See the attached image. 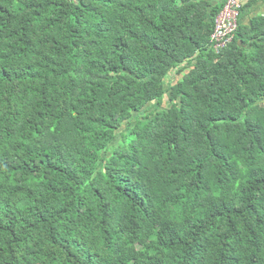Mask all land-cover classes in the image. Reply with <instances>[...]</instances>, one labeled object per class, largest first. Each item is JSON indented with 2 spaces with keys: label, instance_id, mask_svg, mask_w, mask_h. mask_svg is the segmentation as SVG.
I'll return each instance as SVG.
<instances>
[{
  "label": "trees",
  "instance_id": "trees-1",
  "mask_svg": "<svg viewBox=\"0 0 264 264\" xmlns=\"http://www.w3.org/2000/svg\"><path fill=\"white\" fill-rule=\"evenodd\" d=\"M259 2L0 0V264H264Z\"/></svg>",
  "mask_w": 264,
  "mask_h": 264
},
{
  "label": "built area",
  "instance_id": "built-area-1",
  "mask_svg": "<svg viewBox=\"0 0 264 264\" xmlns=\"http://www.w3.org/2000/svg\"><path fill=\"white\" fill-rule=\"evenodd\" d=\"M240 9L239 0H227L226 6L217 16L211 36L212 47L216 53H221L233 42L239 27Z\"/></svg>",
  "mask_w": 264,
  "mask_h": 264
},
{
  "label": "crops",
  "instance_id": "crops-1",
  "mask_svg": "<svg viewBox=\"0 0 264 264\" xmlns=\"http://www.w3.org/2000/svg\"><path fill=\"white\" fill-rule=\"evenodd\" d=\"M240 1L242 4H246L251 0H240ZM251 13L252 15L264 14V0H261V2L258 3V5L253 9ZM247 21H249V18Z\"/></svg>",
  "mask_w": 264,
  "mask_h": 264
},
{
  "label": "rangeland",
  "instance_id": "rangeland-1",
  "mask_svg": "<svg viewBox=\"0 0 264 264\" xmlns=\"http://www.w3.org/2000/svg\"><path fill=\"white\" fill-rule=\"evenodd\" d=\"M239 3H240V0H239ZM183 78V76H176V73L175 72H170L169 74H168V77L166 78V83H168V82H176L177 80L179 81V80H181Z\"/></svg>",
  "mask_w": 264,
  "mask_h": 264
}]
</instances>
